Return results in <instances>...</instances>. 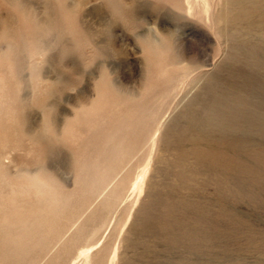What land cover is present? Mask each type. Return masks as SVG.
I'll return each instance as SVG.
<instances>
[{
  "label": "rangeland",
  "instance_id": "374dc122",
  "mask_svg": "<svg viewBox=\"0 0 264 264\" xmlns=\"http://www.w3.org/2000/svg\"><path fill=\"white\" fill-rule=\"evenodd\" d=\"M0 264H264V0H0Z\"/></svg>",
  "mask_w": 264,
  "mask_h": 264
},
{
  "label": "bare ground",
  "instance_id": "6f19581e",
  "mask_svg": "<svg viewBox=\"0 0 264 264\" xmlns=\"http://www.w3.org/2000/svg\"><path fill=\"white\" fill-rule=\"evenodd\" d=\"M241 141H242V140H241ZM241 141H240V142H241ZM136 181H137V182H136ZM139 181H140V177H137V180H135V183H134V184H135L134 187H135L136 189L139 188V185H138V184H139ZM87 253H88V252H84L83 255H86Z\"/></svg>",
  "mask_w": 264,
  "mask_h": 264
}]
</instances>
